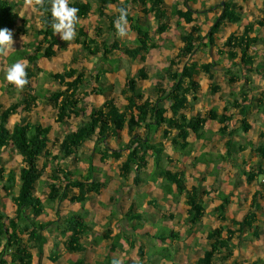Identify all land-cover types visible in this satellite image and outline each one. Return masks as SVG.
Wrapping results in <instances>:
<instances>
[{
	"label": "trees",
	"instance_id": "trees-1",
	"mask_svg": "<svg viewBox=\"0 0 264 264\" xmlns=\"http://www.w3.org/2000/svg\"><path fill=\"white\" fill-rule=\"evenodd\" d=\"M197 1L178 0L173 4L170 16L176 20L177 26L182 27L181 23L183 22L188 26V29L181 28V44L175 47V56L168 57L167 66L157 73L153 92L150 95L146 94L140 85L142 80L147 79L145 71L140 69L135 74L125 77L123 89L120 92L124 100L123 103L108 98L103 107L92 106L88 111H84L78 102L79 96L83 94V88L86 84L90 85L89 82L92 78L100 86H103V81L101 82L100 78L102 75H106V71L96 69V73L92 75V72L86 71V69L78 71L70 67L60 73L51 74V79L60 85L58 90L48 92V102L56 111V123L64 124L65 118L70 117L71 114L79 117L74 127L64 132L62 140L60 142L57 140L58 154H52L47 149L50 144L51 126L23 119V113L31 111L30 108L36 105L42 97L40 92L31 88L29 91H34V93L23 97L18 103L7 108L0 106V157L8 149H13L22 160V166L17 174L12 170L6 171L0 162V198L4 202L8 197L12 198L13 210V216H9L4 207L0 210V264H32L34 256L37 257L36 264H41L43 246L46 244L45 233L48 235L58 233L61 238L64 237L62 243L68 251L75 252L82 247L80 239L89 234L90 228L81 219L80 214L69 213L62 216L56 210V219L43 221L42 217L46 207L38 189L44 193L43 189H40L39 183L45 186L46 200L51 204L61 203L66 199L79 200V195L70 197L68 192L73 193L74 190L80 192L81 196L89 192L98 193L104 184L93 175L95 168L92 166L91 156L88 158L89 166L84 176L81 175L79 169L73 172L64 163L67 158L76 155L86 142L92 143L91 155H98L101 162L123 157L119 169L120 177L128 180L129 175L133 173L132 185L135 187L144 181L140 174L148 170L150 158L151 171L147 174V178L153 183L161 180L158 182L161 197L166 199L169 195L174 198L183 194L185 203L189 206L188 224L191 227L201 221L204 207L200 190L194 186L191 189L186 187L184 173L177 170L171 157L166 154V148L169 145L173 150L183 152L189 146V135L204 137L208 129L207 122L217 120L221 125L218 132L226 138L225 156L219 155L218 159H231L233 155H238L246 149L245 146L234 148L230 138L236 128L242 132H248L251 129L246 107L253 101L264 105V96L260 100L241 88L239 95L232 97L224 105L219 118H217V110L213 108L207 109L204 114L186 112V108L188 98L196 99L199 90L197 81L199 74L207 77L210 89L214 92L220 89L216 83L218 71L227 86H231L237 81L251 83L253 74L260 77L264 75V67L256 64V56L260 48L264 50V44H260V41L264 40V35H258L259 29L264 26V0H262L261 7L263 17L254 22L258 29L257 33L254 32L255 25L250 24L244 27L238 37L230 35L220 43L216 34L226 24L241 23L242 6L235 0H220L214 5H206L203 2L199 5ZM52 2L53 0H42L41 5L35 4L40 22L34 29L36 39L32 44L14 51L9 56L10 65L16 61L26 62L27 79L34 77L32 68L36 67V62L53 57L55 48L60 45L59 34H54L51 28ZM163 3L164 0H124L123 3H120L119 0H98V5L93 10L90 2L70 0L68 6L79 10L76 14L78 21L75 24V41L89 56L96 57L102 52L101 56L105 62H116V59L111 58L114 52L131 59L145 61L146 55L156 47L151 41L149 35L151 27L146 20L134 18L128 13L127 26L129 30L136 33L135 46L133 47L113 39L99 41L98 38L103 36L101 25L93 28L95 37H89L87 21L89 15L95 12L100 22L104 21L108 29L116 33L114 22L118 18L119 9L123 7L129 12L133 6L139 8L145 16L152 14L155 20L154 33L162 35L170 29L168 23L165 22L168 16L163 8ZM20 4V0H0V28L12 30L16 27L19 17L17 10ZM110 6L116 8L115 15L109 16L106 12ZM217 8L220 10L216 12L209 30L202 34L200 27L193 25L196 21V14ZM253 33L255 34L252 35ZM200 47L215 49L220 59L227 63L221 69L214 68L212 63L199 64L195 59V52ZM164 78L167 80L166 86L161 83ZM93 89L97 94L103 92L97 86H94ZM19 109L22 111L19 112ZM16 112L20 113L21 118L9 124L10 115L16 114ZM167 113L171 115L167 116ZM230 124L232 127L225 133ZM124 134H126L127 140L123 139ZM260 138L262 139L260 144H247L252 147V151L256 153L259 160L257 168L249 166L250 171L243 170L247 183L264 176L262 166L264 165V135H261ZM242 161L247 163L245 159ZM169 166H172L174 170L169 169ZM258 183L262 185L259 181ZM174 188L176 193H174ZM216 198L220 201L216 209L218 215L223 219L230 203V197L228 194L219 192ZM261 199H263L261 191H255L250 200L252 209L241 219L231 220V226L209 229L206 234L208 245L203 249L202 255L192 264H212L216 258L223 254L230 259L235 255L237 247L234 239H239L244 230L259 237L260 228L257 224L254 225V222L257 220L255 212L260 209L259 201ZM151 203L154 202L151 201ZM124 216L128 221L144 220L132 204ZM20 222L23 223L21 229ZM132 229L138 233L144 228L135 226ZM143 231L142 239L148 242L153 241L148 256L145 255L141 239L137 244L132 242L129 236L127 237L131 247H136L138 258L144 262H151L154 258L159 257L162 260L160 264L172 262L175 246L181 242L179 232L175 228L159 224H153L149 230ZM110 233L108 230L101 239L111 240V244L114 246L118 234L111 238ZM33 247L35 254L32 251ZM111 248H109L110 251L114 250ZM83 249L84 247L80 250ZM111 258V252H108L102 264H118L115 259ZM71 264L84 263L79 258ZM229 264H261V261L253 259L249 262L248 259H243L242 262H238L236 258H232Z\"/></svg>",
	"mask_w": 264,
	"mask_h": 264
},
{
	"label": "rangeland",
	"instance_id": "rangeland-1",
	"mask_svg": "<svg viewBox=\"0 0 264 264\" xmlns=\"http://www.w3.org/2000/svg\"><path fill=\"white\" fill-rule=\"evenodd\" d=\"M20 1L21 4L17 10L19 16L18 21L16 27L12 29L13 49L5 50L2 52V54H0V106L7 108L12 104L21 101L23 97H27V95L34 93V91L40 92L42 97L37 101L36 105H33L32 108H30L31 111L28 113H23V119L30 120L32 122L38 121L44 125L51 126L50 144L47 149L52 154L59 153L57 140L58 142L62 140L64 132L66 130L72 129L76 122H78L79 117L75 114H71L70 117L65 118L64 124L56 123V111L50 106L48 102V92L58 90L60 85L51 79V74L60 73L71 67L78 71L81 69H86V71H90L92 72V75H94L96 73V69H104L106 72H108L110 68V73H106L107 77L104 76V74L100 78V81H103V86H100L94 80V78H92V80L89 82L90 85L86 84V86L83 88V94L79 96V106L82 110L88 111L92 106L103 107V104L108 98L124 102L120 92L123 89L125 77L134 73L139 67H143L146 74L150 76V78H153L158 68H160L162 64H165L166 50L174 42V40H178V36L180 35V27L177 26L174 21L169 23L172 29L164 33L162 36H155L153 33H151L156 48L153 49L145 64L127 56L120 55L119 57L118 54L115 55V63L105 62L101 56L102 52H100L96 57L89 56L87 53H85L81 46L75 41L76 36L71 41L61 40L60 45L55 48V54L53 57L41 59L36 62V67L32 68V70L34 69V77L27 79L28 83L24 85L22 89H20L16 88L14 85L8 86L10 84L5 81V71L6 68L10 66L9 56L14 51L23 49L35 41L36 36L34 29H36L38 27L37 25L40 24L39 14L35 8V0ZM88 1L95 10L98 5V0ZM172 1L174 0H171L170 2ZM261 1L262 0H239L242 6V21L240 24L241 31L238 33L237 29L233 26L225 29V31L229 33L230 30H233L234 34L232 35L238 37L242 33L245 26H249L250 24L255 25L254 19L261 16ZM170 2L167 4L170 5ZM217 10L219 11L220 9L217 8ZM107 13L109 16L115 14V10L112 6H110V8L107 10ZM138 15H141L147 19L150 25L153 24V20L151 21L148 19L151 18L150 16L135 13L134 17H137ZM87 22L89 37H95L93 28L95 26L101 25L104 30L103 36L98 38L99 41L102 39H113L118 40L121 43L128 44L130 47L135 46L134 40L136 33H130L127 31L128 26L126 28V34L123 37H120L117 36L116 33L111 32L105 25L104 21L100 22L95 12L89 15ZM254 28L255 33H257V27L254 26ZM263 34L264 27L258 31V35L263 36ZM226 38H228V35ZM211 51H207L204 47H200L199 51L195 53V59L200 63H208L211 61L219 62L218 60L220 58L216 51L214 53H208ZM256 57L258 64L264 67V50L260 49ZM216 64L218 63H213V66L216 67ZM204 77L205 75L203 74H199L197 77L199 90L197 92L196 99L190 100L191 108L197 110L198 112H202L208 106L218 100L219 102H222L224 98L232 99V97L235 95L238 96L239 90L241 88L247 90V92L251 93L253 97L259 98L260 100L261 97L264 96L261 95V93H264V75L260 77L253 74V80H250L251 83L237 81L232 86H227L224 82V79L223 81L221 79L220 83L218 84L220 89L216 92L210 89L207 79ZM3 81L4 83H2ZM145 84L147 85L145 88L143 87V89L148 95H150L152 93V84L150 82H145ZM94 86L101 88L103 91L102 94H97V92L93 89ZM31 88H34V91H29ZM18 111L20 112L22 110L19 109ZM247 111L248 122L251 123V127L253 128L250 129L248 133L239 131L238 135L234 136L236 140L235 143H240V145L244 144L246 147V151L244 150L245 152L243 151L241 153L242 157L240 158L245 159L247 163H244V161L241 159L237 160L234 164L231 161H228V159L219 160V155L225 156V137L219 134L217 130L214 131L213 129L206 133L204 141H199V139L196 140L197 138H193L194 136L189 138V151H191V154L190 152L182 154L173 150L169 145H167L166 154L171 157L174 156V159L178 161L176 164L180 166V170L185 174L184 176L187 181V186L190 187L192 184H196L202 193L203 190L206 189L209 191L210 195L202 197V204L204 206L206 217L203 218L196 227H189L187 222V208L185 207L186 205L183 201V196H178L177 198L168 202H160V208H163L162 210L164 212L169 210V212H172L174 215L173 224L178 232L181 233V242L178 244L176 249L177 257L172 262H165V264H192L195 262L197 258L202 255L203 249L208 245L206 233L211 224L222 227L231 226V220L241 219L249 210L252 209L250 206V200L258 188L262 189L264 194V176L259 177V180L262 184L259 185L258 179L252 181L251 183H247L246 177L243 175V170L246 172L250 171L249 166L256 168L254 164L256 163L254 161V152H252V147L247 146L246 143L250 142L254 145H257L261 141L259 140L260 136L264 135V105L253 101L252 104L247 105ZM17 112L16 114L10 115L9 124L18 121L19 118H21L20 113ZM211 126L214 128L213 125ZM85 146V151H87L92 147V143L87 142ZM79 154L81 156L79 157V161H72V159L67 160V163L70 164L71 167L75 166V168L77 167V169H79V167L85 165V158L87 154H84L83 151H81ZM201 159L203 162L200 161ZM0 162L6 171L12 170L16 174L19 168L22 166L21 157L13 149H8L3 154L0 157ZM119 162L120 161L113 158L110 160L108 168L106 169L108 172V179L114 180L118 178L117 168ZM67 163L65 162V164ZM169 169L174 170L172 166H169ZM150 171L151 166L146 172H142L140 176L142 175V178L147 180L146 177ZM160 181L161 180L159 179L156 183L154 182L152 185H150L152 186V189L153 187H157V189L153 190L154 193H157L158 190L160 191V187L158 185V182ZM131 182L132 181H130V183H128L125 187L121 189L119 188L116 191H111L109 187L106 189L104 188L100 194H97L98 196L92 199L91 202L87 201L88 194L95 192H89L84 196H81L82 194L75 190L73 193H68L70 197L72 195H79V200L72 201L67 199L66 201H63V203L56 202L52 204L46 200L45 186L39 183L40 189H43L44 193H42V191L39 189L38 193L42 196L43 203L46 207L42 220L49 221L56 219V210H58L59 214L61 215V207L76 208V210L80 212L87 206L89 210L91 208V214H94V217H97V221L100 222L104 216L101 214L102 212L97 211L100 208L105 207L106 209H118L119 206L127 207L133 200H142L143 203L151 200L149 195H139L138 192L140 189L138 190V188L134 187ZM219 192L228 194L230 197V203L226 209V216L228 217L226 221L221 220L216 209L217 205L220 203V201L216 198V195ZM166 206L169 207V210H167ZM2 207L5 208L9 216H13L12 198L8 197L5 202L2 198H0V210ZM160 208L159 210L158 208L150 209L153 210V212H149V214L146 215L148 219L151 221H153L155 217L158 219ZM257 217H259V221L262 223L259 237L251 235V233L246 230L242 231L239 239H234L237 246L235 249V255L228 259L225 257L226 255L223 254L216 258L212 264H229L232 258H236L238 262H242L243 259H248L249 262H251L253 259H256L261 261V264H264V209L263 211H259L257 213ZM124 226L129 228L125 224ZM22 227L23 223L20 222V229ZM44 235H46L49 241L44 247L45 253L52 254V252L56 250L57 254H52V257H55L56 260L59 259L60 263L62 264L65 263L67 254L58 252L59 249L62 248V245L59 243V239L61 238L60 234L53 233L52 235H48L45 233ZM126 244L125 246L129 247V245L127 244V246ZM94 245L96 244L94 243ZM96 248L97 249L87 251L88 255L86 258L88 261H90V264H94L93 260L100 259L102 256L99 254L100 248L98 249L97 246ZM130 256L134 258V262H136L135 264H160V259H154L151 262H142L140 259L138 260L134 253H130ZM48 262H50V264H55L54 260L52 259H48ZM36 263L37 262L34 264Z\"/></svg>",
	"mask_w": 264,
	"mask_h": 264
},
{
	"label": "crops",
	"instance_id": "crops-1",
	"mask_svg": "<svg viewBox=\"0 0 264 264\" xmlns=\"http://www.w3.org/2000/svg\"><path fill=\"white\" fill-rule=\"evenodd\" d=\"M82 2H89L88 0H81ZM171 0H164V3H163V8L166 10V12H167V18H166V20H165V22H167L168 23V25H169V27H170V29L169 30H171L172 28H171V26H170V22H172V21H174V23L176 22V20L174 19V18H172L171 16H170V12H171V10H172V7H173V4L176 2V1H178V0H174V1H172V2H170ZM235 1H237L238 2V4H240V2H239V0H235ZM119 2L120 3H123L124 2V0H119ZM170 2V5H168L167 3H169ZM174 2V3H173ZM198 2V4L200 5L201 4V2H203L204 4H206V5H210V4H217V2H220V0H198L197 1ZM261 3H262V1H261ZM241 5V4H240ZM113 7V9L115 10V13H116V8L114 7V6H112ZM262 7V6H261ZM261 7H260V12H261V16L260 17H257V18H255L254 20H259V19H261L262 17H263V14H262V11H261ZM199 9H201V8H199ZM94 10V9H93ZM108 10V9H107ZM107 10H106V12H107ZM218 10L217 9H215V10H212V11H208V12H203V13H199V14H196V21H195V23L193 24V25H197V26H199L200 27V29H201V33L202 34H204V33H206L208 30H209V28H210V25H211V22H212V20L214 19V17H215V15H216V12H217ZM129 14H130V16H132V17H134L135 16V13L136 14H142V15H144V13L142 12V11H140V9L139 8H136V7H131V9L129 10V12H128ZM241 14H242V11H241ZM115 15V14H114ZM148 16H150L151 18H148L149 20H153V24L152 25H150L149 24V21L147 20V19H145L144 17H142L141 15H138L137 17H134V18H140V19H142L143 21L144 20H146L147 22H148V24L150 25V27H151V30H150V33H149V35H150V38H151V41L154 43V41H153V37L151 36V33H153L155 36H162L164 33H166L167 31H169V30H167L166 32H164L162 35H156L155 33H154V28H155V20L153 19V15L152 14H150V15H148ZM240 24L241 23H235V24H226V25H224L223 26V28L216 34V38L218 39V42L220 43V41H224L225 39H226V37H227V35L229 36V35H232V34H234V32H233V30H230L229 31V33L228 32H226L225 31V29H228L230 26H233V27H235L236 29H237V32L239 33L240 31H241V26H240ZM181 26L183 27V28H186V29H188V26L187 25H185L183 22L181 23ZM256 26V25H255ZM182 27H180L179 29H180V35L178 36V40L176 41V40H174V42H173V44H171L169 47H168V49L166 50V52H165V64H162V66L160 67V68H158V70H157V72H156V74H155V76L153 77V78H150V76H148L147 74V79H145V80H142L141 82H140V85H141V87H142V89H143V87L145 88V86L147 85V84H145V82H150L151 84H152V92H153V86H154V82H155V80H156V75H157V73L159 72V71H161L162 70V68H164L165 66H167V62H168V57L170 56V57H174L175 56V54H176V48L175 47H177L179 44H181L180 43V36H181V33H182V30H181V28ZM264 27V26H263ZM126 28H127V26H126ZM262 28V27H261ZM260 28V29H261ZM104 30V29H103ZM257 30V29H256ZM127 31H129L130 33L131 32H133V31H131V30H129V28H127ZM254 32H255V30H254ZM228 33V34H227ZM237 35V34H236ZM241 35V34H240ZM264 35V34H263ZM260 44L261 45H263L264 44V40L262 39V42L260 41ZM128 45V44H127ZM130 47V46H129ZM156 48V47H155ZM205 48V47H204ZM200 49V48H199ZM199 49L197 50V51H199ZM260 49H262V48H260ZM205 50H207V51H211V52H208V53H214L216 50L215 49H208V48H205ZM153 51V50H152ZM152 51H150L147 55H146V59H145V61H140V60H138L140 63H143V64H145L146 63V61L148 60V57L150 56V54H151V52ZM196 53V52H195ZM116 54H118L119 55V57H120V55H122V54H120V53H118V52H114L113 54H112V56H111V58H114V59H116V57H115V55ZM219 56V55H218ZM220 58V57H219ZM221 59H219L218 61L219 62H214V61H211V62H208V63H218V64H216V67H214V68H222L226 63H227V61H225V60H221ZM257 60V59H256ZM199 64H207V63H200V62H198ZM256 64L257 65H259L258 64V62L256 61ZM140 69H143L144 70V68L143 67H139L134 73H132L131 75H133V74H135L138 70H140ZM145 71V70H144ZM219 72L220 71H218V75H216V77H217V79H216V83L217 84H219L220 83V81H221V79H222V81H223V77H221V75L219 74ZM223 72V71H222ZM107 74H109L110 73V68H109V70H108V72H106ZM146 73V72H145ZM106 74V75H107ZM106 75H104V76H106ZM107 77V76H106ZM204 78H206L207 79V77L205 76ZM207 82H208V80H207ZM161 83L163 84V86H166L167 85V80L164 78L163 80H161ZM234 84V83H233ZM232 84V85H233ZM231 85V86H232ZM143 91L145 92V90L143 89ZM146 93V92H145ZM147 94V93H146ZM239 95V94H238ZM235 96H237V95H235ZM190 100H191V98H188V100H187V108H186V112H193V113H197L198 111L197 110H194V109H192L191 108V104H190ZM231 99L230 98H227V99H225L224 98V100L222 101V102H219V100L218 101H216V102H214L213 104H211L210 106H208L205 110H203L202 112H200L201 114H204V112L207 110V109H210V108H213V109H216L217 110V113H218V116H217V118H219L220 117V113L222 112V109H223V107H224V105L228 102V101H230ZM123 103V102H122ZM250 105V104H249ZM247 108V107H246ZM169 115H171L170 113H167V116H169ZM248 115V114H247ZM250 125H251V123H249ZM211 125H213V127L214 128H212V126ZM207 126H208V129H207V132H209L211 129H213L214 131L215 130H217L218 131V129H219V127L221 126L219 123H218V121L216 120V121H208L207 122ZM252 126V125H251ZM232 127V125L230 124L229 125V127H228V129H226V131H225V133H227L229 130H230V128ZM234 128V127H233ZM253 127H251V129H252ZM250 130V129H249ZM240 130H238L237 128L234 130V132H233V135H232V137L230 138L231 139V141H232V146L234 147V148H238V147H241V146H244V144L243 145H240V143H235V138H234V136H237L238 135V132H239ZM242 132V131H241ZM249 132V131H248ZM248 132H246V133H248ZM194 135L193 134H191V135H189V138L190 137H193ZM205 137L206 136H204V137H197V136H194L193 138H197L196 140H198L199 139V141H204L205 140ZM189 138H188V142H189ZM123 139L124 140H127V137H126V134H124L123 135ZM225 140H226V138H225ZM259 140H261L262 141V139L261 138H259ZM261 141L258 143V144H260L261 143ZM91 143V142H90ZM248 143H250V142H247L246 144H248ZM87 144V142L85 143V145ZM166 145L168 144V143H165ZM245 144V145H246ZM83 146L79 151H78V153L76 154V155H74V156H72V157H69V158H67L66 160H65V162L67 163V160L68 159H72V161H79V157H81L80 156V152L81 151H83L84 152V154H87V156H86V160H85V165H83V166H81V167H79V169H81L80 170V172H81V175L82 176H84L85 174H86V172H87V169H88V164H89V162H88V158H89V156H91V159H92V166L95 168V171H94V173H93V175L95 176V177H97L104 185L99 189V192L98 193H89L88 194V198H87V201H92V199L94 198V197H96V196H98L97 194H100L101 192H102V189H106V188H110V190L111 191H116L117 189H121V188H123V187H125L128 183H130V181H132V179H133V173H131L130 175H129V179L128 180H124L122 177H120V171H119V169H120V166H121V163H122V161H123V157L122 158H120V159H117L118 161H120L119 162V165H118V168H117V179H114V180H111V179H108L107 178V174H108V172L106 171V169L108 168V165H109V162H110V160H112V158L111 159H107V160H105V161H103V162H101L100 161V157L98 156V155H96V154H94V155H91V149H92V147L91 148H89V150H87V151H85V147L86 146ZM248 146V145H247ZM189 147H190V142H189V146L183 151V152H180V151H178V152H180V153H182V154H184V153H189L190 152V154H191V151H189ZM245 151H246V149H244ZM244 151V152H245ZM252 152H254V151H252ZM241 155V153H239L238 155H233V158H231V159H228V161H231L233 164L237 161V160H242V158H240V157H242V155ZM254 156H255V159H254V161L256 162V163H254L255 164V166H256V168H257V166H258V163H259V160H258V157H257V155H256V153H254ZM171 157V156H170ZM114 159V158H113ZM171 159L173 160V162H174V164H175V167L177 166V170H179V171H181L180 169V166H178L176 163H178V161L177 160H175L174 159V156L173 157H171ZM200 161H202L203 162V160L201 159ZM64 162V163H65ZM66 166H68L73 172H75V171H77L76 169H77V167L75 168V166L74 167H71L70 166V164H65ZM151 166V160H150V162H149V167ZM263 166V168H264V165H262ZM253 168H255V167H253ZM144 172H146V171H144ZM185 175V174H184ZM141 177H142V175H141ZM185 177V176H184ZM260 177H262V176H260ZM147 178V177H146ZM144 181L140 184V185H138V187H136V188H138V190H139V192H138V194L139 195H142V196H150V198H151V200H149L148 202H146V203H143V201L142 200H133L132 202H130V204L127 206V207H121V206H119L118 207V209H112V208H110V209H106L105 207H103V208H100V209H98L97 211H99V212H102L101 214H103L104 216H103V219L100 221V222H98L97 221V217H94V214H91V208H90V210H89V208L86 206V208H84L83 210H81L80 212L78 211V210H76V208H65V207H61V215L62 216H64V215H67V214H69V213H79L80 214V217H81V219L85 222V224H87L88 226H89V228H90V231H89V234H87V235H84V236H82L81 237V239H80V245L82 246V247H84V249L83 250H80L82 247H80L77 251H68V250H66V248H65V245L62 243L63 241H64V237H62V238H60L59 239V243L62 245V248L61 249H59V253H64V254H67V259L65 260V263H63V264H71V263H73V262H75V261H77L79 258L80 259H82L83 260V263L84 264H90V261H88L87 260V251H89V250H94V249H97L96 248V246L98 247V249L100 250V252H99V254H101L102 256H101V258L100 259H94L93 260V263L94 264H102L104 261H105V259H106V257H107V253L108 252H111V256H112V258L111 259H115L117 262H118V264H126V263H128V264H135L136 262H134V258H132L131 256H130V253H134V255L138 258V256H137V254H136V252H137V249H136V247L134 248V247H131V243H130V241H128L127 240V237L129 236L131 239H132V242H135V243H137V244H139V240L141 239L142 240V247L144 248L143 250H144V252H145V255L146 256H148L149 255V253L151 252V248H152V245H153V241H151V242H148L147 240H143L142 239V236L143 235H141L144 231L143 230H149L151 227H152V225L153 224H159V225H161V226H165V227H170V228H175V230L176 231H178L177 229H176V227L174 226V215L172 214V212H169L170 210H169V207L168 206H166L167 207V210H169V211H163L162 209L163 208H160L161 207V205H160V202L161 201H164V202H168V201H170V200H173V199H175V198H177L178 197V195L177 196H175L174 198H172L171 196H167V198L166 199H163L162 197H161V191H157V193H154L153 192V190L154 189H157V187H153V189L151 188L152 186H150V185H152L153 184V182L152 181H149V178H147V180L146 179H144V178H142ZM185 180H186V178H185ZM258 181L260 182V180L258 179ZM152 182V183H151ZM132 183V182H131ZM186 183V187L188 188V189H191L192 188V186H194V187H196V188H198L197 187V185L196 184H192L190 187H188L187 186V181L185 182ZM261 183V182H260ZM134 186V185H133ZM135 187V186H134ZM199 190H200V188H198ZM257 190H260L261 191V193H262V196L264 195L263 194V190L262 189H257ZM256 190V191H257ZM75 191V190H74ZM174 193H176V189L174 188ZM208 196V195H210V193H209V191L208 190H203V193H202V191H200V197H201V199H202V197L203 196ZM179 196H183V201H184V203H185V198H184V195L182 194V195H179ZM154 199V200H153ZM263 199H264V196H263ZM263 199H261V201H259V203H260V209H259V211H263V209H264V200ZM67 200V199H66ZM66 200H64V201H66ZM117 200V199H116ZM86 201V202H87ZM151 201H153L154 203H151ZM61 203H63V202H61ZM134 205V207H135V209L141 214V216L143 217V219L144 220H142V221H139V220H136V219H134V220H131V221H128L126 218H125V213H126V211H127V209H128V207L130 206V205ZM148 205V206H147ZM185 205H186V203H185ZM203 205V204H202ZM146 206H147V208H146ZM186 208H187V216H188V209H189V206H185ZM204 207V206H203ZM154 208H158V210H159V208H160V212L158 213V219L155 217L154 218V220L153 221H151V220H149L148 219V217L146 216V215H148L149 214V212L151 213V212H153V210H150V209H154ZM263 208V209H262ZM227 209V208H226ZM150 210V211H149ZM259 211H256L255 212V214H256V216H257V213L259 212ZM254 213V212H253ZM169 214V215H168ZM168 215V216H167ZM114 216V217H113ZM219 216V215H218ZM206 216H205V210H204V215L202 216V218H201V220L203 219V218H205ZM220 218H221V216H219ZM228 217L226 216V211H225V213H224V218L223 219H221V220H223V221H226V219H227ZM128 223V225H127V223ZM201 222V221H200ZM199 222V223H200ZM59 224H61V222L59 221ZM124 224L126 225V226H128L129 228H127V227H125L124 226ZM255 224H257L258 226H259V228H260V230H261V225H262V223L259 221V217H257V220H255V222H254V225ZM198 225V224H197ZM197 225H195V226H191V227H196ZM135 226H141V227H143L144 229H141L140 231H138V233H136V231H134L132 228L133 227H135ZM189 227H190V225H189ZM214 227H220L219 225H215V224H211L210 225V227L207 229V232L209 231V229H211V228H214ZM95 229H97V230H95ZM108 230H110V237L111 238H113L115 235H117V239L115 240V245L114 246H112V244H111V240H108V239H101V237H104L106 234H107V232H108ZM54 234H58V233H54ZM70 234V233H69ZM179 234L181 235V233L179 232ZM207 234V233H206ZM52 235V234H51ZM113 241V240H112ZM48 238L46 237V244L43 246V254H42V258H41V264H50V262H48V259H53L54 260V263L55 264H62V263H60V261H59V259H55V257H52V254H57V252H56V250H54L53 252H52V254H49V253H45V250H44V247L48 244ZM94 243L96 244V245H94ZM127 243L128 245H129V247H126L125 246V244ZM126 244V245H127ZM127 245V246H128ZM178 246V245H177ZM177 246H175V252H174V259L177 257L176 256V252H177ZM114 248V250H109V248ZM111 248V249H112ZM32 251H33V253L35 254V248L33 247L32 248ZM59 256H60V254H59ZM48 258V259H47ZM47 259V260H46ZM154 259H160L159 257H156V258H154ZM173 259V260H174ZM138 260H139V258H138ZM141 261V260H140ZM160 261L162 262V260L160 259ZM35 262H37V257L36 256H34V258H33V262H32V264H34ZM142 262H144V261H142ZM146 262V261H145Z\"/></svg>",
	"mask_w": 264,
	"mask_h": 264
},
{
	"label": "clouds",
	"instance_id": "clouds-1",
	"mask_svg": "<svg viewBox=\"0 0 264 264\" xmlns=\"http://www.w3.org/2000/svg\"><path fill=\"white\" fill-rule=\"evenodd\" d=\"M36 5H41L42 0H35ZM75 7L68 6V0H53L51 6V15L53 21L51 28L54 34H59L62 41H71L76 36L75 24L78 21ZM128 10L121 7L119 15L114 22L117 36L123 37L126 34V26ZM13 32L8 28H0V52L13 49ZM5 80L14 85L16 88L22 89L28 83L26 73V63L16 61L6 68Z\"/></svg>",
	"mask_w": 264,
	"mask_h": 264
}]
</instances>
